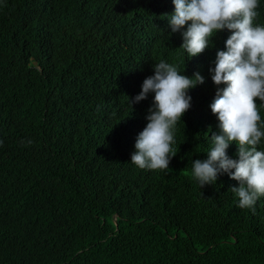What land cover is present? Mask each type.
<instances>
[{"label":"trees","instance_id":"1","mask_svg":"<svg viewBox=\"0 0 264 264\" xmlns=\"http://www.w3.org/2000/svg\"><path fill=\"white\" fill-rule=\"evenodd\" d=\"M174 10L0 0V264H264V196L243 209L238 181L201 188L191 174L219 131L209 69L231 32L190 59L168 25ZM160 60L205 83L189 92L170 169H140L131 154L154 94L130 98Z\"/></svg>","mask_w":264,"mask_h":264},{"label":"clouds","instance_id":"2","mask_svg":"<svg viewBox=\"0 0 264 264\" xmlns=\"http://www.w3.org/2000/svg\"><path fill=\"white\" fill-rule=\"evenodd\" d=\"M175 10L167 16L171 33H181L183 49L191 58L215 47L214 37L228 30L226 50L216 52L209 69L218 86L210 105L219 121L218 132L211 134L206 159L191 161V174L200 187L216 184L227 174L238 181L230 191L238 197V207L255 212V204L264 196V138L257 99L264 107V0H173ZM185 26L186 29H185ZM154 74L146 77L132 106L153 95L146 116L147 124L138 134L131 163L140 169L169 170L177 155L174 147L178 121L192 106L191 89L205 83L200 72L192 77L179 66L160 60ZM224 85V87H219ZM211 129V128H210ZM3 141H0L2 144ZM236 156L228 155L232 144Z\"/></svg>","mask_w":264,"mask_h":264}]
</instances>
